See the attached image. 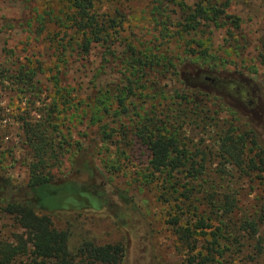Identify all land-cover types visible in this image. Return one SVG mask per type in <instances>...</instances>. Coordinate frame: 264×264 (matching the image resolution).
I'll list each match as a JSON object with an SVG mask.
<instances>
[{
    "label": "trees",
    "instance_id": "trees-1",
    "mask_svg": "<svg viewBox=\"0 0 264 264\" xmlns=\"http://www.w3.org/2000/svg\"><path fill=\"white\" fill-rule=\"evenodd\" d=\"M59 2L61 10L52 17L54 21H50L51 17L48 20L57 30L51 40L61 35L54 41L61 56L66 50H75L77 55L89 57L98 47L103 49L101 59L110 58L118 67L119 82L114 88L94 93L85 103L90 110L86 124L96 127L102 141L118 138L120 141L115 144H119L116 149L119 155L124 153L122 148L130 152L142 149L146 153L143 178L150 183L156 181L162 196H167L163 200L170 202L172 212L166 224L185 251L184 259L175 264H233L234 261L250 264L245 261L249 257L258 264L264 253V146L258 130L228 108L230 118L239 127L224 131L216 122L218 139L213 150L188 142L182 133V124L188 122L204 129L206 122L217 114L210 107L204 110V106H222L217 95L198 86L207 80L200 77L204 67L184 59L175 63L166 50L150 45L141 47L135 35L130 32L129 36L124 35L126 18L120 0ZM180 11L179 31H171L175 25L169 17L160 14L162 20L156 23L158 37L181 40L182 55L195 62H207L205 51L196 52L190 46L199 47V44L193 39H181L182 36L191 38L200 27L201 19L204 29L217 30L230 17H222L223 10L217 0H201L194 9L182 7ZM231 22L235 24L236 19ZM46 23L43 21L41 27ZM188 62L195 69L191 75L195 84L182 83L172 89L169 100L163 101L168 102L165 106H144L149 93L155 94L151 85L157 77L177 78ZM40 68L32 66L30 61L19 64L9 79L20 87L21 94L25 91L36 97L42 93L35 80L42 72ZM54 94L55 99L36 109L41 110L37 111L39 120L21 121L24 143L30 154L26 183L14 186L0 176V215L21 232L0 235V264H120L124 253L120 244L96 246L82 238L73 250L68 248L72 216L106 211L119 223L124 219L119 204H125L127 199L123 194L104 190L105 184L98 179L89 149L70 141L67 135H59L62 131L56 123L59 113L70 112L83 101L73 102L65 88H56ZM238 96L243 99L242 93ZM28 101L33 108L34 101ZM63 152L70 153L71 169L69 175L57 179L51 170L60 164ZM212 162L216 164L215 169ZM241 181L261 187L262 196L251 210L238 205L237 186ZM127 203L131 205L129 200ZM65 216L68 217L66 228H55L51 217Z\"/></svg>",
    "mask_w": 264,
    "mask_h": 264
},
{
    "label": "rangeland",
    "instance_id": "rangeland-1",
    "mask_svg": "<svg viewBox=\"0 0 264 264\" xmlns=\"http://www.w3.org/2000/svg\"><path fill=\"white\" fill-rule=\"evenodd\" d=\"M200 1L120 0L126 18L124 28L127 31L124 35L129 36V32L135 35L141 47L150 45L166 50L175 63L184 59L204 67L200 77L204 76L207 80L198 83V86L217 95L222 106H204V110L210 107L217 112L212 121L206 122L204 129L188 122L182 124V133L188 142L213 150L218 139L214 129L216 122L224 131L239 127V123L230 118L229 108L245 117L258 130L260 143L264 146V0H217L218 7L223 10L222 17L226 15L230 19L223 20L217 30L204 29V20L201 19L200 27L191 38L185 35L181 38L193 39L195 44H199V47L190 45L194 51L206 52L207 62H195V59H187L181 54V40L175 37L160 39L156 23L162 20L160 14L167 16L175 25L170 28L171 31H179V24L182 23L180 9H194ZM59 10V0H0V176L14 186L26 183L30 154L24 143L21 121L39 120L41 116L37 111L42 109L41 106L56 98V88H65L73 102H83L70 112L59 113L56 121L62 130L59 135H67L70 141L89 149L92 153L90 158L98 170V179L105 184L104 190L110 194H123L131 202V205L127 200L125 204H119L124 214V219L119 223L111 217V212L106 211L82 212L72 216L68 248L73 250L85 238L96 246L122 245L124 253L120 264L179 263L184 259L185 251L166 224L172 212L171 204L164 202L167 196H162L156 181L150 183L143 178L146 173L144 150L130 152L122 148L124 153L119 155L116 150L119 144H115L120 141L118 138L112 137L104 142L97 136L96 127L86 124L90 110L85 103L94 93L109 92L114 88L119 82L118 67L110 58L102 60L103 49L98 47L91 51L89 57L79 56L75 50H66L61 56L62 52L55 49L54 43L61 35L57 34L58 38L51 40L57 30L48 20L51 17L50 21H54L52 17H56ZM235 19L233 24L231 21ZM43 21L48 23L41 27ZM28 61L32 66L42 69L35 78L42 93L36 97H31L25 91L21 94L18 91L20 87L9 79L19 64ZM186 65V68L180 69L177 78L168 75L157 77L158 80L151 85L155 94L149 93L150 98H145L144 106H165L168 102L163 101L169 100L172 89L182 83L193 86L195 78H191V75L195 74V69L190 68V62ZM222 86L230 87L229 91H225ZM241 93L242 100L238 96ZM30 99L34 101L33 108L30 107ZM110 127L114 128L115 125ZM70 159V153L63 152L60 164L51 170V175L57 179L69 175ZM215 167V162H212V169ZM237 187L239 207L249 210L255 208L262 196L261 187L247 181H241ZM51 219L55 228H66L68 217ZM10 233L21 232L12 226L8 218L0 215V235L8 236ZM245 261L255 263L251 257ZM258 264H264V253Z\"/></svg>",
    "mask_w": 264,
    "mask_h": 264
}]
</instances>
